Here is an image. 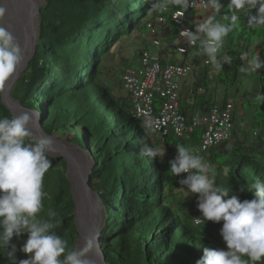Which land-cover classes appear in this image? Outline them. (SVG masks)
<instances>
[{
  "label": "trees",
  "instance_id": "16d2710c",
  "mask_svg": "<svg viewBox=\"0 0 264 264\" xmlns=\"http://www.w3.org/2000/svg\"><path fill=\"white\" fill-rule=\"evenodd\" d=\"M153 2L43 0L38 7L33 53L10 90L13 100L39 115L42 131L49 135L61 132L90 157L92 169L88 186L103 210L98 251L105 264H196L204 247L226 248L224 242L215 243L206 235L196 233L180 216L181 209L172 206L173 192L179 187L168 161L175 157L178 144L190 147L195 153L200 133L195 128L184 137H164L159 144L165 148L163 162L150 159L143 149L154 145L140 122L131 115L128 99H116L110 89L98 81L102 57L112 43L145 28L146 21L165 15L164 38L177 37L178 28L171 24L169 14L152 11ZM220 2L226 6L228 0ZM251 14L255 15V9ZM234 29H239L236 46L241 52L227 53L232 57V64L224 65L222 71L210 77L204 68L206 71L200 75L203 78L196 80L192 93L201 100L181 107L187 116L207 109H203V105L211 100L207 89L211 79L223 85V103L235 104L229 86L235 85L237 93L238 85L246 77L254 76L260 85L264 84V68L258 73L242 71L247 61L238 59L240 53H248L249 60L259 55L264 61V33L257 34L243 16ZM162 60L167 61L164 57ZM201 87L204 91L198 93ZM261 93L264 96L263 87ZM2 117L13 116L3 104L0 91ZM256 128L255 136L251 132L248 135L251 138L236 140L229 146L224 142L201 155L211 165L216 184L230 188V194L237 195L241 201L253 198L254 190H249L257 178L264 181V159L260 156L264 136L259 134L263 130ZM253 152L261 161L253 157ZM48 158L52 167L44 176L46 196L40 216L47 219L48 210L55 211L62 220L57 234L68 242L70 250L75 249L78 230L71 184L65 176L66 163L61 157ZM209 222L219 230L223 223ZM26 239L27 234L12 238L17 261L27 258L20 251ZM0 264H10L2 252Z\"/></svg>",
  "mask_w": 264,
  "mask_h": 264
},
{
  "label": "clouds",
  "instance_id": "9594fccd",
  "mask_svg": "<svg viewBox=\"0 0 264 264\" xmlns=\"http://www.w3.org/2000/svg\"><path fill=\"white\" fill-rule=\"evenodd\" d=\"M190 3L191 0H154L151 10L163 13L171 7L187 9ZM200 7L211 14L196 25L194 31L184 29L180 35L199 55L207 58L205 63L219 72L224 65L232 64V57L221 51L225 38L239 26L242 16L247 17L250 28L264 29V0H228L226 6L220 0H200ZM253 9L255 15L251 14ZM6 14L7 9L0 2V91L22 59L15 37L3 26ZM240 58L247 61L242 71L258 73L264 68L259 55L249 60L248 53H241ZM30 123L27 113L0 118V252L7 256L10 264H90L85 256L92 247L91 240L86 241L82 249L70 250L68 242L57 234L56 229L62 224L57 213L49 209L47 219L40 216L46 196L44 176L52 167L47 155L51 140L48 137L33 140ZM176 150L175 157L168 163L173 176L187 174L178 183L187 194L196 195L193 196L195 209L201 213L197 223L223 222L219 234L226 248L204 247L196 264H260L264 261V181L257 178L249 190H254L253 198L241 201L237 195L230 194V188L216 184L211 165L203 157L183 145H176ZM143 151L150 159L163 162L164 146H145ZM22 234H27V239L20 251L27 258L17 261V249L11 241Z\"/></svg>",
  "mask_w": 264,
  "mask_h": 264
},
{
  "label": "built area",
  "instance_id": "2783aa9c",
  "mask_svg": "<svg viewBox=\"0 0 264 264\" xmlns=\"http://www.w3.org/2000/svg\"><path fill=\"white\" fill-rule=\"evenodd\" d=\"M189 9L203 10L200 7V0H191ZM164 14H169L171 24L178 28L177 37L173 40H165L163 36L166 24L165 15H158L146 21L144 26L148 32L147 44L158 49V51L150 53L147 46L142 48L138 54V67L122 71L120 85L130 103L131 115L140 122L154 147L162 144L166 136L184 137L199 127V146L195 154L201 156L210 149L223 144L232 134L237 107L232 102H225L213 103L204 112L194 113L190 116L182 111L180 102L181 80L193 71V66L185 60L163 62L161 51L166 49L172 55L176 52L186 56L192 50L199 57L201 67H209L211 64L205 63L207 58L199 55L198 50L190 47L186 41L183 45L177 43L178 39L184 40L180 35L182 30H191L186 24L187 13L174 7ZM240 57L241 53L238 59L244 61ZM215 73L216 71L210 72L209 75ZM207 89L210 94H214L212 84ZM203 91L202 87L197 89L198 93ZM256 134L257 132H252L253 136ZM186 175L182 173L179 177H175L177 186L183 190V186L178 181ZM200 223H197V217L193 218L195 226Z\"/></svg>",
  "mask_w": 264,
  "mask_h": 264
},
{
  "label": "rangeland",
  "instance_id": "374dc122",
  "mask_svg": "<svg viewBox=\"0 0 264 264\" xmlns=\"http://www.w3.org/2000/svg\"><path fill=\"white\" fill-rule=\"evenodd\" d=\"M39 1V2H38ZM36 0V8L41 6L43 4V0ZM3 3V6L6 8V5ZM179 8V7H177ZM181 9V8H180ZM184 10L188 17H187V22L186 24L191 28V30H195V26L198 25L199 23L203 22V20L206 18L207 15H210L209 12H205V10H194V9H182ZM224 9H222L221 14H223ZM14 17H11V15L7 12L5 19L3 21V26L6 27L10 31V26L12 24V20ZM17 18V17H15ZM14 18V19H15ZM219 19V17H218ZM37 27V14H35V29ZM237 31L234 29L232 32L228 34V36L225 38L224 42V47L221 51V54L227 52L231 54L233 51H238L241 52V49L236 46L237 44ZM257 34L264 33V29H256ZM147 30L142 27L139 28L136 31H133L129 35L122 36L119 38L116 42L112 43L110 50L108 53L104 54L101 60L100 64V74L98 77V81L106 85L112 95L118 99L121 98L122 100L126 99V93L122 90L120 81H121V72L124 70H127L129 68H137L138 67V56L137 53L139 50L145 47V38H143V34L147 35ZM36 41V38H35ZM31 43L26 51L27 59H30L32 53H33V48L34 44ZM177 43L179 45H183L185 43V40L178 39ZM148 46V51L150 53H155L158 51V49L152 47L150 44ZM174 56L176 61H183L185 60L187 63L191 64L193 68H201L199 64V57L197 56L196 52L190 50L186 56H182L180 54H177L176 52L172 57ZM212 66V65H211ZM206 67V70L209 72V69H213V67ZM203 68V67H202ZM194 71V70H193ZM191 71L184 79L181 80L182 85L185 84V86H191L194 81H196V76L198 74L197 71ZM22 72V71H21ZM20 75V74H19ZM18 75V76H19ZM208 77H210L208 73ZM241 77V75H239ZM238 77V78H239ZM194 80V81H193ZM210 81V80H209ZM15 83V82H14ZM13 83V85H14ZM213 83V84H212ZM211 84L213 85V91L214 94L211 96V99L215 98L218 99L221 95V84H216L215 80H211ZM12 85V87H13ZM194 85V84H193ZM221 85V86H220ZM216 86V88H215ZM11 87V88H12ZM262 87L264 88V84L260 85L258 82L257 78L254 76L251 77L249 76L244 78L240 84L238 85V91L237 93L235 92V85L234 86H229V90L231 92V97L233 96L234 102L237 105L238 108L242 109L243 111H248L249 109V103L251 106H255V108L251 109L252 115V124L255 122V125L253 129L259 126V129L261 130V125L264 121V96L261 93ZM210 93V91H208ZM236 94V95H235ZM235 95V97H234ZM8 98L11 102L19 106V109L13 108L10 104V101L3 96L4 102L11 108L12 110V116H18L22 113H27L30 115L31 123L29 125V130L31 132V137H33L35 140H39L44 137H48L51 140V144L48 146V152L47 155L56 158V157H62V155L68 156L71 159H74L77 161L78 164L85 166L86 163L91 164L92 161L90 158H86L83 156L76 146L72 144L64 134L61 132H53L52 134H47L44 131L42 132L41 130V124H40V117L39 115L33 114L29 109L23 108L19 102L13 100L10 97V93L8 95ZM185 93L184 91H181V106L184 107V102L185 100ZM248 101H250L248 103ZM254 109L256 111H254ZM34 124V126H33ZM236 125L239 127V123H236ZM242 127L246 126V121L243 119V122L241 121ZM234 131V130H233ZM196 132L200 133V128H196ZM234 133V132H232ZM235 137V135H234ZM250 136H246L248 139ZM234 141V138L232 134L228 137V139L225 141V145L229 146L232 145ZM224 145V144H223ZM253 157L258 161L260 160L258 158V154L256 152L251 153ZM261 161V160H260ZM264 162V161H263ZM72 193L77 199V194L76 190H72ZM93 198V200L90 198L86 201L84 199H81V203L78 205L76 211H75V216L77 219V226H78V237L76 238L75 241V249L79 250L82 249L85 246L86 241L90 240L88 237L85 236V234L82 232L81 224H87V215L88 218L91 216V221L92 225L94 224V217L98 219L97 226H93L94 230H96V233L99 229H101L102 226V221H103V210L100 205V202L96 195L90 191L88 192ZM195 199L189 194L185 192V190L182 189H175V192H173V198H172V206L174 208H179L181 209L180 211V216L183 218L185 223L190 226L196 233L199 235H206L207 237L211 238L215 243H220L223 244L222 237L219 234V228L216 226L212 225L209 221L205 223H201L197 226L193 225V218L195 217H200L201 213L199 210L195 209ZM86 219V220H85ZM91 225V226H92ZM90 226V227H91ZM91 228V229H92ZM96 233H95V238H96ZM95 238H94V245H95ZM95 252H92L89 250L86 253L85 258L89 260L90 264H103L101 263V257L98 254V251L94 247ZM95 255L97 259L96 261L93 260L92 256Z\"/></svg>",
  "mask_w": 264,
  "mask_h": 264
},
{
  "label": "bare ground",
  "instance_id": "6f19581e",
  "mask_svg": "<svg viewBox=\"0 0 264 264\" xmlns=\"http://www.w3.org/2000/svg\"><path fill=\"white\" fill-rule=\"evenodd\" d=\"M38 1V0H37ZM9 6H11L14 3V0H5ZM29 2V7L28 9H20V13L17 14V18H13L12 24L10 26V32L12 35L15 37L16 42L19 44L20 49H21V62L18 64L15 73L10 77V79L5 83L4 88H3V95L7 100H9L8 95L10 93L11 87L13 83L15 82V79L18 77V75L21 73V71L24 68L25 62L27 61V55L26 51L28 46L35 41L36 38V29H35V6L37 4L36 0H28ZM39 2V1H38ZM27 11V12H26ZM10 101V100H9ZM10 105L15 108L19 109V106L14 104L13 102L10 101ZM20 111V109H19ZM33 120V119H31ZM34 126V124H33ZM75 161V160H74ZM86 165V164H85ZM88 171V165L85 166V169H83V174L79 175V181L75 182V190L77 194V199L81 200L84 199H89L90 194L88 193L84 182L86 179V172ZM91 198V196H90ZM93 200V198H91ZM86 220V219H85ZM93 221V219H92ZM91 221V216L87 215V224H81L82 232L85 234L86 237H88L92 241V247L91 251L95 252L94 250V238H95V233L96 230L92 228L93 226H97V223L99 222L98 219L94 217V224L92 225ZM92 225V226H91ZM91 226V227H90ZM92 228V229H91ZM93 260L97 262V259L95 255L92 256ZM99 263V262H97Z\"/></svg>",
  "mask_w": 264,
  "mask_h": 264
},
{
  "label": "crops",
  "instance_id": "0c3cea01",
  "mask_svg": "<svg viewBox=\"0 0 264 264\" xmlns=\"http://www.w3.org/2000/svg\"><path fill=\"white\" fill-rule=\"evenodd\" d=\"M165 32H166V30H165ZM164 35V34H163ZM143 36V38H145L144 40H145V42H144V44H145V46H147L148 44V39H147V35L145 34H143L142 35ZM165 40H167V39H165ZM147 48H148V46H147ZM225 53H227V52H225ZM161 54H162V58L164 57L166 60H169V61H176L177 59H175L174 58V56L172 57V54L171 53H169V51H167L166 49H164L163 51H161ZM211 67H213V66H211ZM193 70L194 71H197L198 72V74H197V76H196V79H198V78H200V79H202L203 77L202 76H200L204 71H206L204 68H193ZM193 71V72H194ZM216 70H215V68L213 67V69H209V72L208 71H206L207 73H210V72H212V73H214ZM188 75V74H187ZM186 75V76H187ZM185 76V77H186ZM182 79H184V77L182 78ZM212 80V79H211ZM194 81V80H193ZM196 81H194L193 83H192V85L191 86H185V84L184 85H182V83H181V91H184V93H185V97H186V99L185 100H183V102L185 103V105L186 104H192L195 100H201V98L200 97H198L197 95H192V93H193V84L195 83ZM213 84V83H212ZM221 86V85H220ZM215 88H216V86H215ZM224 94H225V89H224V87L223 86H221V95H220V97L218 98V99H215V98H213V99H211V100H207L208 101V103H205L204 105H203V109H206V108H208L212 103H215V104H221V103H223V98H224ZM126 99H127V97H126ZM181 100V99H180ZM206 101V102H207ZM236 105V104H235ZM236 107H237V105H236ZM195 108H196V106H195ZM252 108H255V107H249V109H248V111H243L242 109H240V108H238L237 107V109H236V112H235V117H234V133H232V136H233V138H234V141H233V143L236 141V140H238V141H242V140H244V139H246V136L247 135H249L250 134V132L252 133V132H254V131H256L257 130V128H255V129H253V127H254V125H255V122L252 124L251 122H252V117H251V115H252V112H251V109ZM195 110V109H194ZM254 111H256L255 109H254ZM243 119H245V121H246V126L245 127H242V125H241V121L243 122ZM236 123H239V127L236 125ZM258 128H259V126H258ZM260 130V129H259ZM261 130H263V132H260L259 134H261L262 135V133H263V136H264V121H263V123H262V125H261ZM247 134V135H246ZM234 135H235V137H234ZM249 138H251V137H249ZM232 143V144H233ZM261 151H263L262 152V155H260V156H262V159H264V150H261Z\"/></svg>",
  "mask_w": 264,
  "mask_h": 264
},
{
  "label": "water",
  "instance_id": "95a60500",
  "mask_svg": "<svg viewBox=\"0 0 264 264\" xmlns=\"http://www.w3.org/2000/svg\"><path fill=\"white\" fill-rule=\"evenodd\" d=\"M2 2H4V4L6 5L7 12L11 15V17H17L18 16L17 14H19L22 9L26 10L29 7L28 6L29 5L28 0H14V3L11 6H9V4H7L5 2V0H2ZM35 14H38V8H36V6H35ZM28 60L29 59H27V61L25 62V65H24L23 70L26 68L27 63H28ZM17 78L15 79V81L17 80ZM3 96H4L3 95V92L1 91V100H2L3 104L9 109V111L12 114V110L4 102ZM41 130H42V128H41ZM71 143L76 146V148L78 149V151L83 156H85L86 158H90L88 156V154L86 153V151L82 147L78 146L74 142H71ZM61 158H63L65 160V163H66L65 176L67 177V179L69 180V182L71 184V190H74L75 189V187H74L75 186V182L79 181V177H80L79 175H81V173L83 174V169H85V166L88 165V171L86 172V179H85L84 185H85L87 191L90 192L91 190H90V187L88 186V178H89V175L91 173L92 163L91 164L86 163V165L83 166V165L78 164L77 161H74V159H71L68 156L62 155ZM72 199H73V201L75 203V207H74V218H75V226H76V228L78 230L77 219H76V216H75V211H76L78 205L81 203V200L76 199V197L74 196V194H72ZM99 234H100V229L97 231L96 238H95V248H96L97 251H98V246H99ZM98 254H99V251H98ZM100 261H101V263L105 264L104 261H103V259H102V257H101V260Z\"/></svg>",
  "mask_w": 264,
  "mask_h": 264
}]
</instances>
